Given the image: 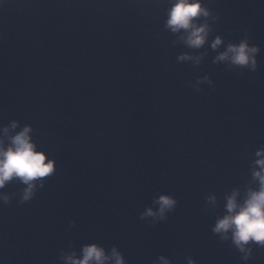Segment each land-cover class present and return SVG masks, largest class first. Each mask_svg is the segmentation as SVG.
Segmentation results:
<instances>
[{
	"label": "water",
	"instance_id": "obj_1",
	"mask_svg": "<svg viewBox=\"0 0 264 264\" xmlns=\"http://www.w3.org/2000/svg\"><path fill=\"white\" fill-rule=\"evenodd\" d=\"M205 2L219 14L209 43L225 38L217 51L165 31L166 0H0V126L30 124L56 160L31 201L0 202V264H64L62 251L90 242L128 264H264V248L245 262L211 231L264 146V0ZM245 31L258 69L214 63ZM185 52L207 54L178 62ZM161 194L178 204L153 226L140 213ZM209 194L220 206L205 212Z\"/></svg>",
	"mask_w": 264,
	"mask_h": 264
},
{
	"label": "clouds",
	"instance_id": "obj_2",
	"mask_svg": "<svg viewBox=\"0 0 264 264\" xmlns=\"http://www.w3.org/2000/svg\"><path fill=\"white\" fill-rule=\"evenodd\" d=\"M219 20L205 0H166L163 29L175 35L189 49L199 50L208 45L217 51L225 44L222 35L210 37L214 32L213 24ZM3 33H0V39ZM261 49L258 44L250 43L248 33L238 42H228L223 51H219L213 62H223L231 70L255 72L259 67L257 59ZM199 56L187 52L177 57L178 62L194 60L199 63L206 55ZM203 81L212 84L209 77ZM201 81H198L199 84ZM195 90L200 91L196 86ZM214 87V86H213ZM33 127L21 125L18 120H11L0 126V202L9 204L12 196L19 195V203L31 201L39 189H43L47 178L56 172V160L49 157L33 139ZM250 179L243 187H233L223 196V211L215 216L211 227L213 234L222 242H230L245 262L253 257V248H264V146L252 153L249 166ZM23 185L19 193L9 194L3 191L9 183ZM205 212L209 207L213 211L219 208L215 194L205 197ZM178 201L169 194H161L154 198L153 205L147 206L140 213L141 220H148L153 226L168 218L174 212ZM73 225L75 222H71ZM64 264H128L123 252L113 245L110 249L95 242L85 243L78 250L62 251L59 256ZM186 264H197L192 256H187ZM152 264H172V260L161 254Z\"/></svg>",
	"mask_w": 264,
	"mask_h": 264
}]
</instances>
